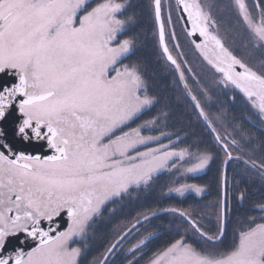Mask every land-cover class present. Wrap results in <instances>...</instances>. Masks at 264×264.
<instances>
[{"label": "snow or ice", "instance_id": "snow-or-ice-1", "mask_svg": "<svg viewBox=\"0 0 264 264\" xmlns=\"http://www.w3.org/2000/svg\"><path fill=\"white\" fill-rule=\"evenodd\" d=\"M148 6L153 38L206 138L190 142L182 129L167 130L175 127L168 105L135 59L141 17L133 0H0V264H117L122 253L126 264H264V202L235 181L254 171L264 191V156H255L245 117L225 118L224 101L212 102L228 97L264 131V59L251 62L252 50L264 53V0H230L227 19L201 0H178L186 16L177 22L204 38L192 43L214 73L211 83L182 52L173 56L171 6L167 14L162 0ZM217 162L211 227L163 206L204 195L206 187L186 180ZM133 203L146 210L118 224L102 257L90 261L97 224L106 216L113 223ZM169 216L166 240L146 227Z\"/></svg>", "mask_w": 264, "mask_h": 264}, {"label": "trees", "instance_id": "trees-1", "mask_svg": "<svg viewBox=\"0 0 264 264\" xmlns=\"http://www.w3.org/2000/svg\"><path fill=\"white\" fill-rule=\"evenodd\" d=\"M134 11L140 19V27L136 29L137 40H138V51L135 59H139L145 64L147 69V79L150 90L153 94H157L161 97L162 104L168 105L167 110L171 113V118L169 124L174 125V128L167 129L168 131H175L182 129L184 133H187L191 137V141H196L199 139L206 138L205 130L202 126V122L196 117L192 103L190 99L186 96L185 92L182 90V86L175 83V76L172 74V67L164 59L160 60L159 57L162 55L158 50V45L156 44L153 38L152 28V15L151 8L148 6V0H133ZM176 10V7L173 6V11ZM252 54H255L252 50ZM261 59H264L261 57ZM213 101L216 104H220V101H224V104L220 106L219 110L223 111L225 118L236 115H243L245 119L240 121L243 126L246 134L249 135V138L253 140V146L257 148L255 156L259 161L260 157L264 156V131L261 130L259 121L255 119L253 125L247 122L249 112L243 114L233 111L231 105L228 103V97L220 95L219 99L216 96H213ZM211 111V109H210ZM255 116L251 112V117ZM239 139V137H237ZM235 167L240 168L242 165H236ZM220 165L219 162L213 164L209 170L202 172L201 174H196L188 178V183H193L196 185L204 186L207 188L208 193L204 196L196 197L194 195H189L184 198L178 199L173 198L169 199L163 206H175L181 210H187L192 213V215L199 220L206 228L212 226L215 218V205L218 199L219 193V172ZM233 166L228 167V177H229V187H232L233 181ZM242 180H248L249 183H241ZM235 181L237 186L241 188H249L253 199L257 203H262L261 196L264 195L262 191V182L261 177L257 175L254 171L246 174L245 176L235 175ZM234 209L239 212L241 204L234 197L230 201ZM117 209L121 206L116 205ZM145 208H140L135 205V203L129 205V207L124 209V215L120 216L113 223H109L110 217L106 218L105 222L100 223L101 231L96 232V237L91 248V253L89 255V260L102 257L107 244L110 242L112 237L113 229L116 228L118 224H123L127 222V218L130 215H135L137 212L145 211ZM259 215V213H254ZM173 218L168 217L165 220L156 219L149 224H146V227L149 231L157 232L163 236V239L166 240L168 237L164 235L165 229L169 226V221ZM177 222L179 220L177 219ZM232 240V234L229 233V241ZM135 243L126 242L125 243V252L127 248L131 247V244ZM124 261L126 264L124 253L117 257V264H121Z\"/></svg>", "mask_w": 264, "mask_h": 264}, {"label": "rangeland", "instance_id": "rangeland-1", "mask_svg": "<svg viewBox=\"0 0 264 264\" xmlns=\"http://www.w3.org/2000/svg\"><path fill=\"white\" fill-rule=\"evenodd\" d=\"M162 5H163V14H167V12L169 10V6H171V9H172V24L169 26V28H175V31H176V42L179 43V46H182L180 44V39L179 38H181V36H182L184 39H186L187 37H186L185 32H183V29L181 28L180 21L177 22L178 17H177L176 10L173 11V6H175L174 5V0H162ZM166 34H168L167 30H166ZM187 47H188V49L190 48L188 45H187ZM169 48H170V50L173 49V44L172 43H169ZM158 50L160 51V53L162 52L159 45H158ZM177 51L181 52L182 50H180V47H179V49H177V50H175L173 52L175 54H177ZM173 52H172V54H173ZM189 52L192 53L191 56H190V61L191 62L189 63V65L195 66V68L205 77V79L209 83H211L212 80L214 79V73H213L212 70H210V67L208 66L207 62L201 58V55L198 52H195L196 54H194L193 51H189ZM253 52L255 54H252V56L254 57V59L251 62L258 64L260 62V60H261V57L264 58V53H262L259 50H253ZM159 59L160 60L161 59L162 60L164 59V61H166V59L164 58V56H162V58L160 56ZM202 83H203V81H202ZM225 91H228V90H225ZM212 102L214 103V101H212ZM217 111H218V108H212L211 109V112H217ZM249 113H250L249 114L250 116H248V117H250L251 122H249V119H247V122L250 123L251 126H252L253 125V122L255 121V119H257V117L254 114L255 116H253V118H252L251 117V112H249ZM201 173H199V174H201ZM186 182L188 183V180H186ZM191 184H193V183H191ZM207 193H208V191L204 195H206ZM191 194L194 195V196H196V197H200V198L202 196H204V195H197L194 192L193 193H189L186 196H189ZM177 198L178 199H181L179 197H177Z\"/></svg>", "mask_w": 264, "mask_h": 264}, {"label": "flooded vegetation", "instance_id": "flooded-vegetation-1", "mask_svg": "<svg viewBox=\"0 0 264 264\" xmlns=\"http://www.w3.org/2000/svg\"><path fill=\"white\" fill-rule=\"evenodd\" d=\"M201 2L203 4H205L206 6H210L211 9H212V11H213V13L215 15H217L218 17H224L225 19H227L229 17V8H228V5L230 3V0H201ZM174 5H175L174 7H176V0H174ZM176 13H177V17H179L177 7H176ZM162 14H163V10H162ZM232 19L234 20V17ZM180 24H181V28L183 29V32H185L186 37H187L186 38L187 40L184 39L182 36H181V38H179L180 39V44L182 45V46H179L180 47V50H182L181 52L183 53V57L182 58L184 60H186L188 62V64H189L191 62L190 61V56L192 54L189 51H193L194 54H196L195 52H198L201 55V58L203 60H205L204 59V54L199 49H197L195 47V44L192 43V41H196V39L194 40V39L191 38L190 35H188V32L186 31V28L183 27V24H182V21L181 20H180ZM197 35H198V38H200V42H202L204 38L203 37H200L198 33H197ZM166 38H167V34H166ZM200 42L196 41V43H200ZM237 43H239V41H237ZM187 45L190 47L189 49H188ZM173 56L174 57L176 56V54L174 52H173ZM168 63L170 64V62H168ZM208 66L210 67V65H208ZM106 218H107V216L105 217V220L103 222L106 221ZM100 223L101 222H99L97 224V228L95 229L96 232L98 230L99 231L102 230L101 227H100Z\"/></svg>", "mask_w": 264, "mask_h": 264}, {"label": "water", "instance_id": "water-1", "mask_svg": "<svg viewBox=\"0 0 264 264\" xmlns=\"http://www.w3.org/2000/svg\"><path fill=\"white\" fill-rule=\"evenodd\" d=\"M177 4H178V0H176V7H177ZM182 7V6H181ZM177 10H178V13H179V16H181V15H184V16H186V14L185 13H182V11L180 10V9H178L177 8ZM182 23H183V25L185 24V21L184 20H182ZM188 23V27L186 28V30H187V32L189 31V29H190V27H191V24H190V22H187ZM191 38L192 39H196V41H198V42H200V38H198V35L196 34L195 36H191ZM160 49H161V51H162V48L160 47Z\"/></svg>", "mask_w": 264, "mask_h": 264}]
</instances>
